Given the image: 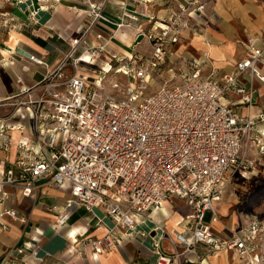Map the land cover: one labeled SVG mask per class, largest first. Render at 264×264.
I'll use <instances>...</instances> for the list:
<instances>
[{"label":"built area","instance_id":"obj_1","mask_svg":"<svg viewBox=\"0 0 264 264\" xmlns=\"http://www.w3.org/2000/svg\"><path fill=\"white\" fill-rule=\"evenodd\" d=\"M80 1L88 10V23L71 40L57 67L41 84H22L15 95L0 98V105L12 107L8 116H0V150L8 152L13 146L7 119L22 107L35 131L33 139L16 142L15 162L0 169V189L17 186L30 195L46 178L69 188L75 202L91 209L100 207L112 225L101 236L76 237L71 247L78 253L89 248L97 257L126 235L150 240L156 264H199L207 255L230 249L246 264H264L255 242L264 232L259 217L253 216L248 226L232 237L218 235L213 229L219 220L214 200L237 172L247 171L254 163L241 154V148L244 138H253L257 121L250 114L234 110L225 97L234 91L249 107L255 104L254 79L264 82V27L260 36L248 38L245 56L221 80L203 77L202 62L193 58L179 70L170 69L171 79L180 77V83L166 82L146 95L176 40L171 32H181L183 13L191 5L199 7L201 0L179 3L164 25L152 17L159 24V32L139 28V34L152 45L149 55L113 52L108 68L88 67L86 73L81 72L82 54H75L88 43L94 27L109 20L104 2ZM118 19V27L125 24L123 15ZM96 36L103 37L102 33ZM108 43L88 45L84 52L95 56ZM69 65L73 73L67 72ZM244 74L249 75V83L241 81ZM112 79V89L124 97L101 91ZM260 117L264 120V114ZM172 196L185 198L191 207L188 228L171 231L154 220L153 230H141L142 219ZM52 209L59 216L64 212L57 206ZM5 216L28 226L26 217L6 208L0 210L2 228L7 227ZM64 221L62 218L59 223ZM8 263L25 264L16 260Z\"/></svg>","mask_w":264,"mask_h":264},{"label":"crops","instance_id":"obj_2","mask_svg":"<svg viewBox=\"0 0 264 264\" xmlns=\"http://www.w3.org/2000/svg\"><path fill=\"white\" fill-rule=\"evenodd\" d=\"M104 2L109 21H100L88 38V45H99L109 40L104 51L82 54L81 72L88 67H109L110 54L141 53L149 55L152 45L147 37L139 34V28L158 31V25L168 22L179 3L188 0H91ZM124 16L125 24L118 27V16ZM134 17H130V16ZM88 10L80 0H0V98L15 95L22 84H41L53 71L69 50L71 40L80 34L88 23ZM129 22V23H128ZM264 27V0H201L199 7L191 5L182 15L179 34L171 32L176 40L171 44L169 54L162 64L161 73L154 74L151 85L155 92L166 82L180 83V77L171 79L173 68L179 70L190 59L202 62V76L221 80L235 70L238 60L245 56L246 42L252 36H260ZM97 33H102L101 39ZM41 59V62L31 57ZM87 60H92L87 63ZM117 65L116 60H112ZM73 67H67L73 73ZM243 83L250 77L244 74ZM257 100L252 107L241 101L236 92H229L225 102L241 114H250L257 121V130L252 139H243L241 154L264 166V82L254 79ZM38 88L34 93L36 96ZM151 94V93H150ZM12 107L0 105V116H8ZM14 144L6 152L0 150V169L15 162L18 140L33 139V121L25 108L8 117ZM245 171L230 180L221 196L214 200L219 220L214 223V232L232 237L242 231L253 217L249 210L239 203L240 187L247 179ZM53 206L64 210L57 214ZM15 209L27 218L25 227L19 220L5 216L6 228L0 226V264L9 260L25 264H156L157 255L150 240L140 236L127 237L108 252L94 256L87 248L78 253L71 247L76 237L101 236L112 225L111 219L100 208H88L75 202L67 187H59L43 178L30 195L21 187L7 186L0 189V210ZM191 207L185 198L172 196L148 213L139 224L141 230H153L154 220L171 231L188 228L187 216ZM64 223H59L60 219ZM261 218V217H259ZM255 242L264 261V232ZM167 246V242H164ZM200 249L204 250L201 245ZM194 258V257H193ZM195 259V258H194ZM199 264H246L230 249L205 256Z\"/></svg>","mask_w":264,"mask_h":264},{"label":"rangeland","instance_id":"obj_3","mask_svg":"<svg viewBox=\"0 0 264 264\" xmlns=\"http://www.w3.org/2000/svg\"><path fill=\"white\" fill-rule=\"evenodd\" d=\"M75 37H78V35ZM85 45L86 44H83L75 55L78 56L83 54ZM112 81L113 79L109 83L106 82L105 89L101 91L105 94H111L117 98L124 97L123 94H117V91L112 89ZM153 91L154 87L153 85H150L145 93L147 95L153 93ZM245 172L248 177L239 189L240 195L237 196V200L249 210V213L253 214L251 216L261 217L260 219L264 223V166L260 163L258 165L253 163V165ZM236 175H238V172L234 175V177Z\"/></svg>","mask_w":264,"mask_h":264}]
</instances>
